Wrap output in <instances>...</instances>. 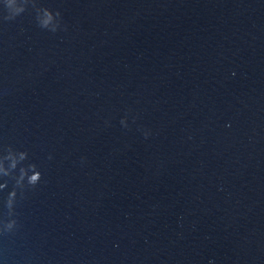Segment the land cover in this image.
Instances as JSON below:
<instances>
[{"label": "water", "instance_id": "obj_1", "mask_svg": "<svg viewBox=\"0 0 264 264\" xmlns=\"http://www.w3.org/2000/svg\"><path fill=\"white\" fill-rule=\"evenodd\" d=\"M24 3L0 151L42 177H3L0 264H264V0Z\"/></svg>", "mask_w": 264, "mask_h": 264}, {"label": "clouds", "instance_id": "obj_2", "mask_svg": "<svg viewBox=\"0 0 264 264\" xmlns=\"http://www.w3.org/2000/svg\"><path fill=\"white\" fill-rule=\"evenodd\" d=\"M25 11L24 0H0V15L5 20H14L17 16ZM37 22L41 28L47 29L50 32H57L62 27V16L59 10L53 11L50 8H43L37 15ZM108 123V121H105ZM120 123L123 127H128V116L124 115L120 118ZM151 134L150 129H145L143 135L145 137ZM28 157L27 150H12L9 147L7 150L0 151V190L7 187V180L3 179L11 174L12 170L19 167V174L17 176V183H24L25 181L29 185H37L42 177L41 170L35 163L24 165L21 162L25 161ZM52 158V154L49 153V159ZM16 195V189L13 188L9 192L8 204L11 205L14 202ZM14 221L8 223V227H11ZM209 264H214L212 259L209 260Z\"/></svg>", "mask_w": 264, "mask_h": 264}]
</instances>
